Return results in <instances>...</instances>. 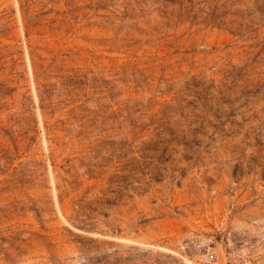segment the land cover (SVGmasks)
I'll list each match as a JSON object with an SVG mask.
<instances>
[{"label": "rangeland", "instance_id": "1", "mask_svg": "<svg viewBox=\"0 0 264 264\" xmlns=\"http://www.w3.org/2000/svg\"><path fill=\"white\" fill-rule=\"evenodd\" d=\"M261 135L264 0H0V264H264Z\"/></svg>", "mask_w": 264, "mask_h": 264}, {"label": "trees", "instance_id": "2", "mask_svg": "<svg viewBox=\"0 0 264 264\" xmlns=\"http://www.w3.org/2000/svg\"><path fill=\"white\" fill-rule=\"evenodd\" d=\"M262 142H264V135H261V143L259 144V148H261L264 151V143L262 144Z\"/></svg>", "mask_w": 264, "mask_h": 264}, {"label": "built area", "instance_id": "3", "mask_svg": "<svg viewBox=\"0 0 264 264\" xmlns=\"http://www.w3.org/2000/svg\"><path fill=\"white\" fill-rule=\"evenodd\" d=\"M213 259H214V257H213V256H210V257H209V260H210V261H212Z\"/></svg>", "mask_w": 264, "mask_h": 264}]
</instances>
